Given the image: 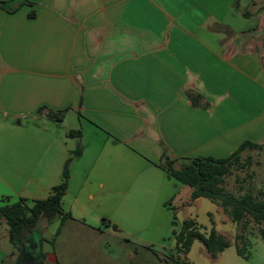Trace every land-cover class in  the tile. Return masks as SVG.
I'll return each instance as SVG.
<instances>
[{
  "label": "crops",
  "instance_id": "0c3cea01",
  "mask_svg": "<svg viewBox=\"0 0 264 264\" xmlns=\"http://www.w3.org/2000/svg\"><path fill=\"white\" fill-rule=\"evenodd\" d=\"M0 4V206L46 199L70 159L64 218L24 243L38 264H96L115 247L119 264H152V247L186 220L232 245L224 232L235 224L219 206L210 229L178 222L191 190L158 165L163 151L224 159L245 141L264 144V0ZM187 90L209 107L192 108ZM63 110L61 122L46 117ZM52 227L54 248L44 249ZM231 248L212 258L195 241L186 258L223 264ZM18 255L0 219V264Z\"/></svg>",
  "mask_w": 264,
  "mask_h": 264
},
{
  "label": "trees",
  "instance_id": "16d2710c",
  "mask_svg": "<svg viewBox=\"0 0 264 264\" xmlns=\"http://www.w3.org/2000/svg\"><path fill=\"white\" fill-rule=\"evenodd\" d=\"M3 5L0 4V7L2 8ZM185 94L192 108L207 109L209 107V104L196 92L187 90ZM43 111L44 108L39 109L38 114ZM66 111H48L46 117L61 122ZM68 136L80 137V132H70ZM251 150L262 151L264 144L256 145L245 141L228 158L224 159L196 157L165 160L163 151L162 160L158 167L169 179L191 190L189 196L191 202L198 199L209 200L219 206L233 224L251 221L261 226L260 237L264 241V199H255L250 192L241 197L226 195L223 188L224 179L231 174V168L238 162L240 155ZM178 162H182V165L179 169H175L174 166ZM69 164L70 159L63 166L60 184L52 188L46 199L33 202L31 207L27 206L22 199L14 204L0 206V219L4 220L8 227L9 242L12 245L17 246V242L19 240L21 242L40 221L50 225L55 218L59 216L64 218L60 202L68 186ZM171 237L176 246L166 264H190L186 255L195 241L199 242L212 258H215L231 245L224 236L218 234L214 229L208 233L201 232L192 220L184 221L178 231L173 230L171 232ZM23 249L22 259L33 260L38 255V248L31 249L30 253L32 254L28 253V246H24ZM237 253L241 255L240 250H237Z\"/></svg>",
  "mask_w": 264,
  "mask_h": 264
},
{
  "label": "rangeland",
  "instance_id": "374dc122",
  "mask_svg": "<svg viewBox=\"0 0 264 264\" xmlns=\"http://www.w3.org/2000/svg\"><path fill=\"white\" fill-rule=\"evenodd\" d=\"M71 120L66 122V126H70ZM76 130V129H75ZM182 162L176 163L177 167H180ZM224 193L226 195H231L234 197H241L247 192H250L255 199L263 200L264 199V150L262 151H246L240 155V158L236 164H234L231 168V174L224 179ZM11 200V199H10ZM190 200H184L182 202L183 211L177 212L178 222L184 219L196 220L197 224L202 227V231L205 228H211V222L218 223L219 215L217 214V205L210 202L209 200L201 199L199 203L194 205V207L186 208L189 204ZM222 210V209H221ZM223 213V211H222ZM224 214V213H223ZM225 216V215H224ZM230 221L228 216H225ZM45 222L41 221L34 229L30 230L25 238L17 243L15 246L16 253H18V257L20 256L21 249L25 246L24 243H31V239H33L36 244H38V233L44 227ZM178 228V229H177ZM180 227L176 226V231L179 230ZM262 227L258 226L251 221H243L239 224L229 225L227 231L224 232L227 235V238L232 242V248L226 256L224 257L223 264H236L235 258H238L234 252L237 250L241 251V255L239 257L242 259L241 264H264V241L260 237V229ZM55 227L49 228L47 232H45L44 240L45 242L44 249L52 250L54 246L52 245V240L54 238ZM230 231V232H229ZM33 243V242H32ZM173 244V239L166 240L165 244L162 246H153L152 250V264H166L169 262L170 256L173 253H167L163 255V259L161 261L160 254H163V251H168L167 247ZM35 245V244H34ZM230 246V247H231ZM56 250V249H55ZM82 250H79L81 252ZM117 248L110 250L107 253V258L103 261L98 254V261L96 264H119L117 258L119 257ZM166 253V252H165ZM230 254V255H229ZM232 254V255H231ZM84 256L83 254H81ZM85 257V256H84ZM122 257V255H121ZM150 255H148V258ZM66 262V261H65ZM193 263L199 264H217L211 258L203 259L200 258L199 261H196L194 257L192 258ZM67 264H94L89 261V259L79 260L76 262H67Z\"/></svg>",
  "mask_w": 264,
  "mask_h": 264
},
{
  "label": "water",
  "instance_id": "95a60500",
  "mask_svg": "<svg viewBox=\"0 0 264 264\" xmlns=\"http://www.w3.org/2000/svg\"><path fill=\"white\" fill-rule=\"evenodd\" d=\"M23 255H24V251L22 250L20 252V257H19L17 264H38L39 263L35 260V258L33 260L22 259Z\"/></svg>",
  "mask_w": 264,
  "mask_h": 264
},
{
  "label": "flooded vegetation",
  "instance_id": "af4514ba",
  "mask_svg": "<svg viewBox=\"0 0 264 264\" xmlns=\"http://www.w3.org/2000/svg\"><path fill=\"white\" fill-rule=\"evenodd\" d=\"M28 253H30V252H28ZM30 254H32V253H30Z\"/></svg>",
  "mask_w": 264,
  "mask_h": 264
}]
</instances>
